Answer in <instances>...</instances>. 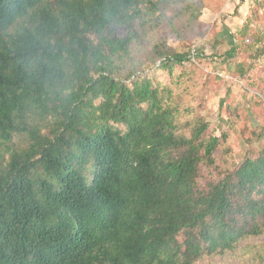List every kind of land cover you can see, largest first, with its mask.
Returning a JSON list of instances; mask_svg holds the SVG:
<instances>
[{
    "label": "trees",
    "instance_id": "trees-1",
    "mask_svg": "<svg viewBox=\"0 0 264 264\" xmlns=\"http://www.w3.org/2000/svg\"><path fill=\"white\" fill-rule=\"evenodd\" d=\"M201 4L0 0V264H264V149L201 182L225 134L174 76L190 52L153 43L165 84L131 52L190 43Z\"/></svg>",
    "mask_w": 264,
    "mask_h": 264
},
{
    "label": "rangeland",
    "instance_id": "rangeland-1",
    "mask_svg": "<svg viewBox=\"0 0 264 264\" xmlns=\"http://www.w3.org/2000/svg\"><path fill=\"white\" fill-rule=\"evenodd\" d=\"M201 2L198 21L188 31L190 43L180 45L171 26L163 23L131 52L138 59L139 70H150L151 78L164 84L169 81L167 71H155L148 60L153 43L162 37L168 46L190 52V61L177 67L174 76L184 77L188 86L184 97L196 99L192 104H199L198 112L207 120L209 131L217 136L225 134L215 154L216 164L201 169L200 181L204 182L220 178L226 169L255 158L264 149V0ZM181 5L178 2L165 11L176 28L184 27L188 19V13L176 16L175 10ZM23 140L16 138L15 146L22 145ZM250 241H264V236ZM229 259L215 262L243 264L236 256ZM244 264H251L247 257Z\"/></svg>",
    "mask_w": 264,
    "mask_h": 264
},
{
    "label": "built area",
    "instance_id": "built-area-1",
    "mask_svg": "<svg viewBox=\"0 0 264 264\" xmlns=\"http://www.w3.org/2000/svg\"><path fill=\"white\" fill-rule=\"evenodd\" d=\"M192 56L194 55V54H191Z\"/></svg>",
    "mask_w": 264,
    "mask_h": 264
}]
</instances>
